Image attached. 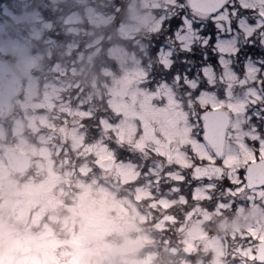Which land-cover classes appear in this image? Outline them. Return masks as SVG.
<instances>
[{
  "label": "rangeland",
  "instance_id": "374dc122",
  "mask_svg": "<svg viewBox=\"0 0 264 264\" xmlns=\"http://www.w3.org/2000/svg\"><path fill=\"white\" fill-rule=\"evenodd\" d=\"M94 1L90 0V5L84 2L81 12L73 11L64 18L65 23L70 24L67 28L71 32L78 35L83 33L84 24L95 28L105 27L115 19L109 12L108 15L104 14L93 4ZM107 1H112L111 5L116 2ZM117 1V7L120 5V10L125 8V12H128L117 31L125 39L133 38L141 29L150 32L158 30L161 22L155 19L154 9L161 4H164L161 7L167 8L166 4L174 3V0H130L127 4L123 0ZM234 3L239 6L240 12L236 16L240 23L231 19L230 6ZM245 9L249 10L248 14L254 13V9L259 10L256 12L258 17L255 22L246 23L247 17L243 14ZM220 11L221 15L215 21L208 15H191L186 32L176 35L179 48L182 47L187 54L194 52V46L205 55L216 51L221 53V60L226 63L224 57L234 50L235 42L248 40L250 35L264 36V27L261 26L264 21L259 15L264 13V0H226V7ZM172 13L178 18H184L174 11ZM4 16L20 25L22 18L26 22L37 20L32 13L19 16L5 6H0V20ZM164 17L165 14L160 16ZM191 18L200 20L203 30L209 25L215 31L209 30L208 36L199 34L200 26L191 28ZM2 22L0 21V55L14 58L15 66L25 73L26 79L25 97L18 104V110L15 111V106L6 118L0 119V264H154V255L149 251L145 252L146 256L139 257L146 238L139 233L140 223L137 221L153 208L160 213L165 212L172 201L154 198L149 186L138 184L139 179L147 173V167L141 162L148 160L147 152H163L170 163L174 162L185 169L190 164L191 157L200 158V145L192 143L193 137L189 133V121L192 120L194 127L197 123L191 119L195 117L192 102L188 99L187 108L170 83L152 93V90L143 86L146 76L138 65L137 58L119 45L100 46V36L90 41L96 49L86 59L88 65H92L93 61L89 60L93 54L97 51L102 53L105 63L99 67L100 77L95 76L91 81L90 91L85 97L75 95L77 102L71 106L60 98L61 84L45 78L39 85L40 78L31 74L32 70L37 71L35 68L39 57L28 55L24 44L3 35ZM73 24L75 26H71ZM29 33L32 37H38V27H31ZM88 33L91 34V31ZM211 38L213 42L209 41ZM261 45L264 46V39ZM221 47L228 48L229 51L221 52ZM169 54L165 47L163 55L159 57L166 58L171 63ZM108 58L118 63L119 73L116 77L107 66ZM197 59L199 58L193 55L190 59L186 58L188 62L196 60L195 68L198 67ZM206 69L215 81L213 71L209 67ZM190 72L195 79L186 82L193 92L196 87L193 88L192 85L199 84L198 69L191 68ZM225 73L226 71L223 72L226 78ZM108 76L110 78L104 85L105 92L104 88L97 87V80L102 81ZM103 100L106 108L98 112L99 102ZM93 102L94 108H87ZM83 104L86 107H82ZM91 110L96 112L93 115H99L95 123ZM167 121L172 122V127L168 126ZM58 122L65 128L69 146L62 147L53 138L55 135L52 131L55 132ZM187 136L192 152L195 151L191 156L181 150L187 144ZM120 142L126 145V149H119ZM179 143L183 145L180 146ZM10 144L32 155V166L41 180L31 179L26 174L16 176L5 167L1 152ZM170 145L175 146L174 149ZM129 148L135 150L136 155ZM138 151L144 153L140 156ZM67 153L80 159L81 167L74 172L56 171L51 164L54 160L67 162ZM56 156L61 158L60 161H56ZM109 156L118 157L109 171L99 173L93 167H87L90 158ZM195 160L200 161L197 158ZM137 163L140 164L139 171L135 166ZM172 177L182 179L177 169ZM59 184L66 187L64 193L58 188ZM69 186L71 194L68 193ZM192 195L195 199L200 198V186L193 187ZM66 198H72V201L67 203ZM197 210L198 208L187 213L186 224L176 232L178 235L174 233L173 239H178L175 247L165 243L162 235L157 234L161 242L159 245L165 243L163 245L171 249L173 256L179 249L182 253L183 246L192 245L196 247L199 258L206 257L207 253L212 254L209 264H225L218 261L224 257L220 240L217 237L209 238L204 232H200ZM141 212L144 214L140 215ZM33 227L40 230L35 232ZM239 256L241 260L233 264H254L249 261V250L240 249ZM181 264L201 263L200 260L190 263L184 259Z\"/></svg>",
  "mask_w": 264,
  "mask_h": 264
},
{
  "label": "flooded vegetation",
  "instance_id": "af4514ba",
  "mask_svg": "<svg viewBox=\"0 0 264 264\" xmlns=\"http://www.w3.org/2000/svg\"><path fill=\"white\" fill-rule=\"evenodd\" d=\"M162 5L164 4L154 9L153 13L155 19L163 22L159 29L152 32L141 29L135 33L133 39L138 42H145L153 36H165L168 42L174 43L177 42V34L186 32L189 21L185 11H183L182 4L174 1L172 5L166 4L167 8L161 7ZM238 9L237 4L231 5V19L235 20L236 23L241 22L236 16V13L240 12ZM172 11L184 16V18L174 16ZM252 11L254 13L251 14H248L249 10L246 9L243 12L247 17V24L251 21L255 22L258 17L256 12L259 10L254 9ZM162 14H165L166 17L160 18ZM123 20L124 18L121 19V24ZM247 38L248 40L235 42L234 50L224 57L227 61L226 66L228 64L226 68L221 64V53L215 51L207 54L212 55V60L209 62L215 65L213 68L209 67L214 73L215 81L212 80L210 83L204 75L203 70L206 67L201 66L200 82L203 86L209 87V91L205 93L214 94L218 100L228 101L225 90L228 88L229 82L223 74L227 70L236 77L230 89L231 100L229 102H247L250 99L248 96L249 89H253L258 96L264 98V46L261 45L264 36L250 35ZM236 49L239 51H235ZM246 68L256 70L254 73H248V77L252 78L246 77ZM240 81L245 82L241 84ZM19 82L18 92L10 99V107L13 109L16 106L15 111L18 110V104L22 103L25 97V81L22 76H20ZM15 111L13 112L16 114ZM199 126L201 137L200 121ZM256 132L264 137V103H247L246 110L233 115L231 118L228 127V133L231 134V137L225 141L223 136H216L210 141V146L215 148L223 158L230 160L231 164L221 169L208 162L209 150L201 143L200 167H203L204 171L200 173V181L196 185L200 186V207L197 210L200 232H204L209 238L217 237L223 244L225 251L226 246H229L233 252L247 249L252 257L257 244L264 241V191L261 190L264 187V175H257L250 170L247 183L240 186L238 192L235 191V185H229L228 178L231 177L235 180L236 169L240 168L243 171L244 161L248 159L252 151L261 147L250 139ZM255 163H260L259 157ZM51 165L59 169L58 164ZM28 176L31 179L35 177L34 180H41L36 172L30 173ZM229 187L233 188V192L226 191ZM29 219L33 218L29 217ZM39 230L40 228H36V232ZM224 261L235 262L237 259L232 256L227 259L224 258Z\"/></svg>",
  "mask_w": 264,
  "mask_h": 264
},
{
  "label": "trees",
  "instance_id": "16d2710c",
  "mask_svg": "<svg viewBox=\"0 0 264 264\" xmlns=\"http://www.w3.org/2000/svg\"><path fill=\"white\" fill-rule=\"evenodd\" d=\"M12 1L13 0H3V2L7 4V8L12 11L13 14L22 16L32 13L37 20L26 22L25 18H22V25H20L15 24L9 17L4 16L3 35L6 34L16 38L17 41L25 45L26 52L29 55L39 57V62L35 68L37 70L36 73L34 70L31 72L35 73L40 78V82L48 78L54 83L61 84L62 96H60V98L64 103L74 106L77 102L75 95L85 97L87 92L90 91L91 81L95 76L100 77L98 74L99 67L104 61L102 53L97 51L96 54H93L94 56L89 60L93 61L92 65H88L86 62L87 55L96 49L94 45H91L90 41H93L97 35L104 37L102 42H100L102 46L104 44L106 46L119 45L123 46L128 52L137 55L138 58L139 55L144 56L142 58L143 65L145 66L146 61H150L152 64V68L145 67L151 69V71L148 70L146 73V80L150 81V84L155 86L161 84L159 81H154V78L158 76L161 77V75L152 73V69L156 68L157 64L161 66L158 62V58H155L157 47L150 42H147L145 45L133 43L132 41L126 43L127 41L120 38L117 33L119 22L125 17L126 13H128L127 11L125 12V8L121 10L109 8V14L115 18L113 24L106 27H99L100 29L84 24L82 25L84 28L83 33L76 35L67 28L70 24H66L64 18L73 11L81 12L85 6L84 2L88 4L90 0H57L56 2L52 0H25V2L19 4ZM177 3L182 4V1L177 0ZM88 5H90V3ZM21 6H23V8ZM33 26H37L39 29V36L36 38L32 37L29 33L30 28ZM71 26L75 25L73 24ZM88 31H91V34H89ZM140 45H142V48ZM106 46H104L103 49H105ZM198 55V53H194V56ZM10 59L14 60L12 57H10ZM107 61L110 73H113L116 77L119 73L118 63L116 64L111 58H108ZM182 76L183 75L180 74V77ZM184 76L190 77V74L186 72ZM109 78V76L107 79L104 77L102 80L103 83L98 79L97 87L100 89L104 88L106 92L104 85L109 81ZM160 79L162 80V77ZM99 104L100 108L99 110L97 108L98 112H100L102 108H106V106H104V100L99 102ZM93 105L94 102L90 103L87 108H91ZM82 107H86V104H83ZM91 112L92 119L95 120L93 122L95 123L98 121L99 115H93L96 114V112L92 110ZM93 138L94 137H92V139ZM119 149H126V145L120 142ZM74 160L77 161V158L74 157ZM149 235L153 237V234L149 233ZM156 239L155 237V248L153 249L159 257L157 260L153 259L154 264H166V246L163 245V242L161 245H157ZM144 253L145 249L139 253V257H143Z\"/></svg>",
  "mask_w": 264,
  "mask_h": 264
},
{
  "label": "snow or ice",
  "instance_id": "6c2138e0",
  "mask_svg": "<svg viewBox=\"0 0 264 264\" xmlns=\"http://www.w3.org/2000/svg\"><path fill=\"white\" fill-rule=\"evenodd\" d=\"M203 6L209 9H211L212 7L207 2V0H205ZM219 15H221L220 8H216L215 11H209V16H211L213 21H215L216 17ZM259 15L261 20L264 21V13H260ZM261 26L264 27V24H262ZM217 27L222 26L217 25ZM229 30H231L230 24ZM219 50L221 52L229 51V49L225 47H221ZM235 51H239V49H236ZM233 54L235 53L233 52ZM221 64L225 68L227 67L226 63L223 60H221ZM203 71L205 72L206 78H208L211 83L212 76L209 75V70L204 69ZM255 71V69L246 68V77H248V73H254ZM225 75L229 82L228 88L225 90V94L228 97V101L218 100L216 99L214 94H209L205 92H201L199 95L196 96L195 104L199 106V110L195 113V115L199 117L200 125L202 127V135L198 140H192V143L204 144L209 150V155L207 157L208 162H211L217 168L221 169L228 167L231 164V161L223 158L222 155L215 148H212L210 146V141L213 139V137L216 136H223L225 138V141L231 137V134L228 133V127L231 118L233 115H236L237 113L246 110L247 103H264V98L258 96L253 89L248 90V96L250 97V99L247 102H229L231 100L230 89L232 87V82L236 80V77L234 74L230 73L227 70ZM173 79L179 82L180 77L179 75H176L173 77ZM244 82L245 81H240L241 84H243ZM192 87L195 88L196 85L193 84ZM250 139L255 141L261 147H259L256 151H252L250 153L248 159L244 161L243 171H241L240 168L236 169L235 180H233L231 177L228 178L229 185L236 186V192L240 190V186H243L247 183L250 170L257 175H264V137H262L259 132H256V134L251 136ZM257 157H259V164L255 163ZM261 190L264 191V187H262ZM226 191L231 193L233 192V188L229 187L226 189Z\"/></svg>",
  "mask_w": 264,
  "mask_h": 264
},
{
  "label": "water",
  "instance_id": "95a60500",
  "mask_svg": "<svg viewBox=\"0 0 264 264\" xmlns=\"http://www.w3.org/2000/svg\"><path fill=\"white\" fill-rule=\"evenodd\" d=\"M189 9L203 14L209 15V11H215L216 8H221L225 0H207V2L212 6L211 9L204 7L205 0H185ZM19 88L18 77L16 76L14 70L5 61L0 60V116L5 115L8 112L9 99L14 96ZM170 124V122H168ZM57 134L62 140H64V130L59 128ZM3 158L9 169L15 172H24L28 169L30 165V157L28 155L22 154L14 147H7L2 153ZM94 164L108 171L113 166V160L111 158L101 159L98 158L94 161ZM194 174L196 178H200V167L194 169ZM186 253H192V247H186L184 249ZM258 261H264V244L259 245L256 254Z\"/></svg>",
  "mask_w": 264,
  "mask_h": 264
}]
</instances>
